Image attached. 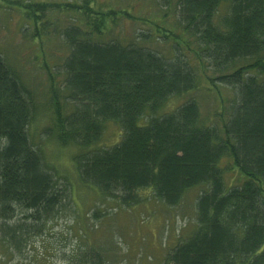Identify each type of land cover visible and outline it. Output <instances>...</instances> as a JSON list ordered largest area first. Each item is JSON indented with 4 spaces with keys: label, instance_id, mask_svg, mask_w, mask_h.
Listing matches in <instances>:
<instances>
[{
    "label": "trees",
    "instance_id": "obj_1",
    "mask_svg": "<svg viewBox=\"0 0 264 264\" xmlns=\"http://www.w3.org/2000/svg\"><path fill=\"white\" fill-rule=\"evenodd\" d=\"M0 1L23 13L36 42L49 13L79 19L59 33L67 50L59 67L43 61V111L0 54V264L32 258L34 239L72 198L41 141L69 150L79 187L122 205L150 189L174 207L201 186L194 226L162 264H264V0H155L168 10L167 26L103 10L96 0ZM120 13L149 23L150 32L101 39ZM147 41L170 46L171 54ZM199 82L215 99L210 115L192 96ZM173 99L176 107L165 109ZM38 112L47 117L43 136ZM109 122L118 138L100 145ZM62 256L65 264H109L92 245Z\"/></svg>",
    "mask_w": 264,
    "mask_h": 264
},
{
    "label": "rangeland",
    "instance_id": "obj_2",
    "mask_svg": "<svg viewBox=\"0 0 264 264\" xmlns=\"http://www.w3.org/2000/svg\"><path fill=\"white\" fill-rule=\"evenodd\" d=\"M20 1H45L61 5L71 0ZM95 2L103 10L111 8L115 11H126L136 19L165 22V26L170 20L168 16L163 15L168 10L158 8L155 0ZM47 19L49 24L44 29L37 28L43 32L42 39L33 41L30 37L33 29L27 28L23 13L17 8L6 7L5 2L0 1V54L20 75L41 111L47 108L49 92V79L43 61L47 62L49 67H59L67 52L59 33L68 25H72L73 19H76V22L79 20L77 16L64 10L49 13ZM148 32L149 23L131 20L120 13L107 21L100 38L105 41L111 38L129 41L138 38L139 33ZM145 43L166 55L171 54L170 46L166 44L155 41ZM61 78V74H57V84ZM201 83L204 84L203 81ZM200 85L199 82V89L194 91L192 96L199 102L202 115H210L216 108L215 99L212 93L202 89ZM223 92L228 93L226 90ZM178 102V99L168 101L165 109H173ZM46 120L47 117L38 112L36 131L39 136L45 134L43 130L48 125ZM118 135L119 127L109 122L99 144L109 145ZM40 144L47 160L54 165L59 175H65L69 181L72 198L47 222L42 236L34 239V244L28 251L32 258L19 260L20 264H65L62 255H70L71 251L76 252L86 245L99 248L109 264H162L168 249L192 230L195 220L194 201L201 186L188 190L180 203L174 207L161 203L150 189L137 192L139 202L135 205H122L114 199L102 198L87 188L79 187L69 159V150L55 147L45 141ZM235 175L234 171L226 173L228 184L235 181ZM59 184H67V181L64 178L59 179Z\"/></svg>",
    "mask_w": 264,
    "mask_h": 264
}]
</instances>
